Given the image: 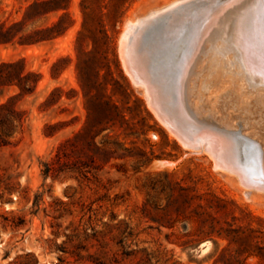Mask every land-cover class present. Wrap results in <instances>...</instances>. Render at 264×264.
I'll list each match as a JSON object with an SVG mask.
<instances>
[{
    "label": "rangeland",
    "instance_id": "374dc122",
    "mask_svg": "<svg viewBox=\"0 0 264 264\" xmlns=\"http://www.w3.org/2000/svg\"><path fill=\"white\" fill-rule=\"evenodd\" d=\"M174 1L67 0L23 20L33 0H0V26L18 23L0 64L38 80L24 96L0 85V264H264V193L179 143L120 60L126 34L150 72L176 71L200 15L232 2L187 0L153 16ZM62 15V35L29 43Z\"/></svg>",
    "mask_w": 264,
    "mask_h": 264
},
{
    "label": "bare ground",
    "instance_id": "6f19581e",
    "mask_svg": "<svg viewBox=\"0 0 264 264\" xmlns=\"http://www.w3.org/2000/svg\"><path fill=\"white\" fill-rule=\"evenodd\" d=\"M185 1L175 0L157 8L153 16ZM239 1L232 0L200 15L189 50L176 71L150 72L137 51V39L127 51L126 34L120 39L119 53L131 81L142 89L148 106L179 143L206 152L214 159L216 169L234 174L246 189L264 193V0H251L246 9H241L243 4L237 6ZM239 9L241 13L236 11ZM231 14L236 15L234 20L229 17ZM136 24L137 29L141 28L138 22L133 26ZM149 73L151 79L147 77ZM162 77H167V84H163ZM162 89L163 101L158 93ZM190 134L196 139L192 141ZM237 147L250 152L251 160L244 154L239 163L234 153Z\"/></svg>",
    "mask_w": 264,
    "mask_h": 264
},
{
    "label": "trees",
    "instance_id": "16d2710c",
    "mask_svg": "<svg viewBox=\"0 0 264 264\" xmlns=\"http://www.w3.org/2000/svg\"><path fill=\"white\" fill-rule=\"evenodd\" d=\"M66 1L67 0H33V2L26 7L23 20L28 18L29 15L42 16L58 12L61 9H65ZM65 16L67 15H62L56 23H53L48 28L34 31L31 35L28 36L30 38L35 36V38H32L29 43L31 44L52 40L62 35L67 30V27L63 26V19L65 18ZM17 26L18 23L13 24L9 27L0 26V44H5L13 41V39L17 36V34L14 32V28H17ZM36 77L37 74L35 73L25 72L24 68L20 67L19 63L0 64V85L17 86V88L19 89V95L21 96L33 92L38 83V80L35 79ZM7 109H9L8 102L0 104V112ZM11 112L15 113L14 111ZM2 123L11 126L13 122L6 117L2 121ZM18 123H21V120H18ZM50 172V166L48 164H44V177H47ZM226 237L229 243L237 242L238 239L236 236H230V234H227ZM250 256H252V254H247L246 258Z\"/></svg>",
    "mask_w": 264,
    "mask_h": 264
}]
</instances>
